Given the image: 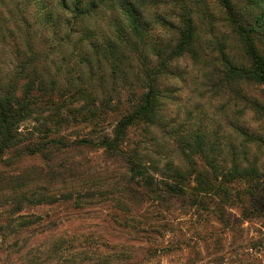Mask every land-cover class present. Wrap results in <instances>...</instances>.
Masks as SVG:
<instances>
[{
  "label": "trees",
  "instance_id": "1",
  "mask_svg": "<svg viewBox=\"0 0 264 264\" xmlns=\"http://www.w3.org/2000/svg\"><path fill=\"white\" fill-rule=\"evenodd\" d=\"M195 1L197 4L204 2ZM215 2L230 27V35L237 42L243 60L241 62L240 57L232 56L226 50L230 43L224 41L229 36L222 34L217 38L219 56L216 59L224 66L221 71L217 70L218 81L238 93L264 117V103L234 89L241 83L258 84L264 94V0ZM155 3V0H0V28L4 26V40L9 37L16 52V63L10 70L12 75L4 83V90H0V162L8 149L14 151L13 157L17 159L37 154L49 157L54 147H67L69 144L63 137L55 136L63 125L74 122L99 124L108 112L115 111L111 95L100 97L101 84L91 83L94 76L98 74L104 78L108 75L115 80L118 77L127 79L131 74L142 90L137 95L133 93L125 102L117 101L114 105L124 107V111L111 132L80 140L112 157L120 156L125 160L127 178L118 191L127 198L130 194L129 198L138 204L183 198L190 206L202 202L205 209L208 207L206 199L216 198L223 204L234 198L243 201L240 197L243 193L245 199L256 206L257 200L262 198L261 179L264 174L258 171L255 161L242 167L235 152L231 153L227 170L226 164L218 162L215 155L208 160L210 168L207 169H198L192 159H188L187 168L169 161L166 171L157 178L150 171V168L157 171V165L146 164L144 155L140 153L141 140L128 147L127 135L131 127L141 126L148 131L156 124L162 98L160 77L169 73L174 60L187 54L195 60L201 59L197 49L200 31L196 21L201 16L198 9L194 10L185 2L181 5L182 11L177 13V25L171 24L175 31L174 43H149L147 36L151 21L147 14ZM136 61H139V66ZM76 78L80 82H76ZM79 100H83L81 104H73ZM45 110H48L47 115H43ZM33 115L42 120L39 126H34V130L40 133L37 140H32V131L25 134L20 130L21 123ZM200 130L178 134L177 139L186 158L198 152L204 159L208 157L203 153L206 136ZM240 134L246 143L256 142L258 147L264 148V130L255 135L242 129ZM12 161L4 159V165ZM22 177H10L12 184L4 185V202L12 207L6 211V225L0 223L1 246L6 244L8 234H16L20 229L39 223L40 217L32 214L11 216L25 204L54 203L60 199H73L79 204L94 198L101 201L114 198L107 190H96L102 185L100 179L74 185L56 196L47 188L38 190L43 186H39L32 176ZM238 182L244 184L242 193L232 186ZM91 185L96 189H89ZM84 186L89 188L81 190ZM123 207L128 211L127 206ZM51 225L56 228L57 223L52 221ZM5 229L8 232H4ZM6 245L17 247L15 252L20 253V264H43L44 261L37 260L42 257L41 253H46L44 260H47L65 250L64 240L60 238L52 239L33 252H21L25 244L18 246L17 241ZM71 253V264H110L112 260L111 256L91 257L86 250L76 249ZM64 260H68L67 256Z\"/></svg>",
  "mask_w": 264,
  "mask_h": 264
},
{
  "label": "rangeland",
  "instance_id": "2",
  "mask_svg": "<svg viewBox=\"0 0 264 264\" xmlns=\"http://www.w3.org/2000/svg\"><path fill=\"white\" fill-rule=\"evenodd\" d=\"M182 1L194 10L198 9L201 16L196 19L200 31L197 49L201 59L195 60L187 54L174 60L169 73L160 77L162 98L156 124L148 131L141 126L131 127L127 135L128 147L141 140L140 153L144 155L146 164L157 165V171L150 168L157 178L166 171L169 161L187 168L188 159H192L198 169H207L210 168L207 162L214 155L218 162L226 164L227 170L233 152L240 166L247 167L255 161L258 171L264 174V148L258 147L256 142L246 143L240 134L242 129L260 134L264 130V117L238 93L218 81L217 70L221 71L224 66L216 59L219 56L217 38L222 34L229 36L224 41L230 43L226 50L230 55L240 57L242 62L241 50L230 35V27L215 0H204L201 4L195 0ZM182 1L155 0L151 12L147 14L151 21L147 36L150 44L174 43L175 31L171 24L176 26L178 23L177 13L182 11ZM10 42L9 37L4 40L3 26L0 28V90H4V83L10 79V72L16 63V52ZM77 72L78 69L74 71L75 75ZM86 75H89L87 71ZM76 82H80L78 78ZM91 83L101 84L100 97L110 94L113 98L111 104L115 111L108 112L101 123L74 122L63 125L55 136L63 137L69 145L54 147L49 157L37 154L14 159L11 149L2 155L0 223L6 225V211L12 207L4 202V185L12 184L10 177L22 179L23 175H30L39 186H43L38 190L47 188L49 193L55 192L56 196L74 185L100 179L102 185L97 186L98 189L91 185L81 190H107L109 196L114 198L102 201L94 198L79 204L73 199L25 204L11 216L32 214L40 217L39 223L20 229L16 234H8L5 243L17 241L18 246L25 244L21 252H33L46 246L52 239H63L65 250L47 260H44L46 253H41L42 257L37 260L44 261L43 264H71V252L76 249L88 251L91 257L111 256L110 264H264V176L261 179L262 198L257 200L259 203L256 206L250 204L240 192L244 184L239 182L232 186L242 193L240 197L243 201L234 198L223 204L216 198L211 201L206 199L207 209L202 202L190 206L188 200L183 198L138 204L129 198L130 194L127 198L118 191L127 178L125 160L120 156L112 157L80 140L111 132L124 111V107L114 105L117 101L125 102L133 93H140L141 86L131 74L127 79L118 77L115 80L108 75L100 78L97 74ZM234 89L264 103V94L258 84L241 83ZM80 101L82 103L83 100L73 104L77 106L81 104ZM47 114L48 110H45L43 115ZM41 121L40 117L36 119V115L30 116L21 123L20 130L25 134L32 131V140H37L40 133L34 130V126H39ZM197 128L206 136L207 142L203 146V153L208 155L206 159L201 152L186 158L177 139L179 133ZM4 159L13 161L4 165ZM123 206H127L128 211ZM52 221L57 223L56 228L51 225ZM26 236L30 239H24ZM6 244L0 245V264H20V253L15 252L17 247ZM65 256L68 260H64Z\"/></svg>",
  "mask_w": 264,
  "mask_h": 264
}]
</instances>
